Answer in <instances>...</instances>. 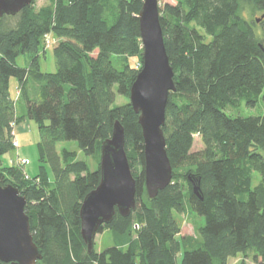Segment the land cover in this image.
Wrapping results in <instances>:
<instances>
[{"label":"trees","instance_id":"1","mask_svg":"<svg viewBox=\"0 0 264 264\" xmlns=\"http://www.w3.org/2000/svg\"><path fill=\"white\" fill-rule=\"evenodd\" d=\"M142 1L52 0L36 10L32 0L0 17V184H12L26 198L42 254L37 264H228L238 254V264H248L247 258L264 264V0H175L158 7L175 90L168 92L162 125L172 177L153 198L142 170H132L133 161L143 166L141 127L128 97L140 68L129 58L142 62ZM46 32L57 38L54 71L41 70L38 62ZM20 54L29 56V65L15 63ZM11 77L25 102L23 116L15 113ZM117 95L127 101L116 103ZM258 100L263 106L257 114L235 111ZM24 116L37 124L40 170L33 177L25 164L2 163L14 148L13 126ZM116 119L136 178V207L127 216L116 210L98 229L110 230L118 244L87 253L79 209L99 182V164L90 170L76 151L57 149V143L74 140L83 154H99ZM195 134L203 148L191 151ZM42 162L53 181L45 178ZM255 171L260 179L251 186ZM186 210L204 218L195 237L179 235L173 212Z\"/></svg>","mask_w":264,"mask_h":264},{"label":"water","instance_id":"2","mask_svg":"<svg viewBox=\"0 0 264 264\" xmlns=\"http://www.w3.org/2000/svg\"><path fill=\"white\" fill-rule=\"evenodd\" d=\"M32 0H0V17L15 15ZM157 0H143L138 12L142 62L129 88V103L138 115L143 138V185L149 198L165 188L172 177L162 125L168 92L175 90L174 71L166 53ZM100 179L88 191L79 209L80 236L91 252L101 225L117 210L127 216L136 207V178L125 151L124 127L116 119L111 135L100 146ZM193 193L200 197L192 181ZM201 198V197H200ZM26 198L10 183L0 184V264H37L41 250L34 243Z\"/></svg>","mask_w":264,"mask_h":264},{"label":"rangeland","instance_id":"3","mask_svg":"<svg viewBox=\"0 0 264 264\" xmlns=\"http://www.w3.org/2000/svg\"><path fill=\"white\" fill-rule=\"evenodd\" d=\"M52 2V0H33L32 8L39 9L43 6H47ZM158 7H162L164 3H170L175 4V0H157ZM259 16V14H257ZM57 43V40L52 46H49L47 49H45L46 56L42 55V53L39 55L38 62L40 65L41 70L43 71H54L56 68V62L52 53L53 46H55ZM42 49V44H40V50ZM42 52V51H41ZM111 59L113 61L114 66L117 69L122 68V61L119 60L118 56L115 54L111 55ZM29 56L27 54H20L15 58V63L18 66H27L29 65ZM129 63L132 66L139 67L141 66V63L139 62V59L137 57H130ZM33 80V79H32ZM30 79L29 80V88L33 86V82ZM15 88L13 86L12 88V98L14 99L15 103V113L17 116H23L25 115V102L21 98H18L17 93L15 92ZM124 101H127V98L122 97L120 95H117L116 103H122ZM263 106L261 100H258L255 105L249 106L245 104L244 102L241 103L237 108H235V111L241 115H254L259 113L261 110L259 109ZM15 136L18 140L19 147L16 149L17 153L21 157H24L26 159V163L23 166L24 171L31 177L39 174V159H38V153H37V147L36 143L38 142V131H37V124L28 117L24 116L20 122L16 124L14 127ZM61 147H66L70 150L76 151L77 159L84 160L87 162L88 167L90 170H94L98 167L99 161H100V153L99 154H92V155H85L83 152L80 151L78 144L74 140H63L57 143V149H60ZM203 148L202 142L200 140V137L198 135H194L193 144L191 151H198ZM14 148L13 150L7 151L2 155V163L4 165H10L12 163H16V151ZM42 168L44 171V176L48 181H53V175L51 172V169L47 162H42ZM133 171H141L142 167L141 165L137 164L135 161H133ZM260 179V176L258 172H253L251 186H254L258 183ZM188 211V210H186ZM175 218L177 220V223L180 227V233L179 235L183 236H197L198 235V227L200 224L204 223V218L201 216H192L188 212L183 213H175ZM138 228V222L133 221L132 222V236H135V230ZM119 241L114 237V235L110 232L108 229H104L102 232L96 233L94 237V243L93 246L96 251L101 250L102 248L110 245H116ZM181 254L177 256V261L180 262ZM242 259V255L238 254L235 257H230L227 261L228 264H238L240 260ZM246 263L252 264L250 258L245 259Z\"/></svg>","mask_w":264,"mask_h":264},{"label":"built area","instance_id":"4","mask_svg":"<svg viewBox=\"0 0 264 264\" xmlns=\"http://www.w3.org/2000/svg\"><path fill=\"white\" fill-rule=\"evenodd\" d=\"M56 40H57V38L55 36H53L51 32H46L43 35L44 48H48L49 46H52ZM12 133H13V130H12ZM13 135H14V133H13ZM12 145H13L14 149H17L18 142H17L15 137L12 139ZM16 163L18 165H24L26 163V159L23 157H20L19 155L16 154Z\"/></svg>","mask_w":264,"mask_h":264},{"label":"crops","instance_id":"5","mask_svg":"<svg viewBox=\"0 0 264 264\" xmlns=\"http://www.w3.org/2000/svg\"><path fill=\"white\" fill-rule=\"evenodd\" d=\"M46 56V54L44 53V57ZM13 86H14V88H15V92L17 93V95H18V83H17V81H16V79L15 78H13V77H11L10 79H9V91H10V95H11V97H12V88H13ZM16 126V124L14 125V127ZM14 127H13V133H14V136H15V131H14ZM16 138V137H15ZM17 140V139H16ZM17 142H18V140H17ZM18 147H19V144H18ZM17 147V148H18ZM16 150V149H15ZM16 153L15 154H17V155H19V153H17V150L15 151ZM20 156V155H19ZM21 157V156H20ZM24 158V157H23ZM229 259V258H228Z\"/></svg>","mask_w":264,"mask_h":264}]
</instances>
